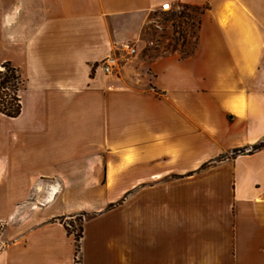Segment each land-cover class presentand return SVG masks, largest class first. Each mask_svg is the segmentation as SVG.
Here are the masks:
<instances>
[{"label":"crops","instance_id":"crops-1","mask_svg":"<svg viewBox=\"0 0 264 264\" xmlns=\"http://www.w3.org/2000/svg\"><path fill=\"white\" fill-rule=\"evenodd\" d=\"M164 2L206 6L192 54L120 53L115 73L93 69ZM4 5L0 63L18 68L24 91L61 100L51 118L20 119L21 94L18 116L0 114V221L19 223L6 230L0 264H264V144L251 150L264 143V0ZM94 150L117 160L103 184L88 177ZM35 174L65 175L63 192L14 215ZM81 210L76 252L64 222Z\"/></svg>","mask_w":264,"mask_h":264},{"label":"rangeland","instance_id":"rangeland-1","mask_svg":"<svg viewBox=\"0 0 264 264\" xmlns=\"http://www.w3.org/2000/svg\"><path fill=\"white\" fill-rule=\"evenodd\" d=\"M12 1L13 0H7V4L12 3ZM5 2L6 0H0V60L5 58V45L3 40V17L5 13ZM205 7L206 6L198 7L178 3L171 5V10L152 13L148 18L149 21L146 22L140 29L137 37L132 38V40L128 39L129 41L125 42L133 45L136 48V51L133 54L129 55L128 51L122 47L120 50L114 47V51L109 55L113 58L112 70L109 73H115L120 68V65L124 63L123 58L120 59V53L126 57V59L134 58V55L138 54V57L143 58L145 61H149L167 53H178L181 56H189L192 54L197 42L200 14ZM99 64L100 62L94 64L93 69H96V66ZM0 70H3L2 63H0ZM6 86H8L9 89L3 90L2 94L5 92L11 93V84L7 83ZM24 89L25 87H22L19 90V94H21V97L24 100V113L20 119H28L31 117L38 120L43 118H51L52 102L61 99L53 94H32L30 92L24 91ZM4 119L5 117L0 115V156L2 157L4 155L2 153L6 152V141L4 136V127L6 123L3 122ZM74 127V131L79 129V127H76L75 125ZM19 144L20 147H24V144ZM247 151V148L235 149L230 153V156H235L236 154ZM91 160L94 172L89 174L88 177L95 183L100 182L103 184L105 182L106 163H108V165L117 164V160L105 153H99L96 150L92 152ZM31 176L29 177L28 188L25 190L24 196L19 197L18 199L14 197V202L16 201L12 206L14 215L27 216L30 213L41 211V209L49 203H46L45 199L48 195L51 185L54 183H57L59 186L55 196L63 192L65 179L62 178L66 177L65 175L35 174L33 177ZM0 177L1 179L4 178L5 174L0 173ZM14 193H16V191ZM131 193V189L124 192L119 197L118 201L110 204L109 207H114L118 204H121L124 200L131 198ZM0 194V196L4 195L2 187H0ZM60 202L61 200L59 199L55 205L60 204ZM1 210L2 206H0V212ZM85 216H87V212L85 210H81L76 212L71 217L65 218V223H68V229L73 234L77 235L80 233L79 229L82 227ZM16 219L17 218H14L15 221L13 224L10 221H0V247L7 239L6 230H11L12 225L19 224L16 223Z\"/></svg>","mask_w":264,"mask_h":264},{"label":"trees","instance_id":"trees-1","mask_svg":"<svg viewBox=\"0 0 264 264\" xmlns=\"http://www.w3.org/2000/svg\"><path fill=\"white\" fill-rule=\"evenodd\" d=\"M203 12V10H202ZM201 12V13H202ZM3 70H0V114L7 116V117H16L19 115L21 110V103H20V96L19 90L24 85V79L21 76L18 68L13 66L10 61H4L2 63ZM11 84V93H4L2 94L3 90L9 89L6 84ZM263 146V143H259L258 145H254L252 150L259 149ZM65 224L66 230L68 234H73L68 229V223ZM80 233L77 235L73 234L74 241H75V249L76 252L79 249V240L82 237L83 228L80 227Z\"/></svg>","mask_w":264,"mask_h":264},{"label":"built area","instance_id":"built-area-1","mask_svg":"<svg viewBox=\"0 0 264 264\" xmlns=\"http://www.w3.org/2000/svg\"><path fill=\"white\" fill-rule=\"evenodd\" d=\"M160 9L162 11L171 10V4L169 2H164L161 4ZM121 47L123 49H126L129 55L133 54L136 51V48L133 45H130L129 43H123ZM112 66L113 58L109 56L100 61V64L96 66V69L101 68L104 73H109L112 70Z\"/></svg>","mask_w":264,"mask_h":264},{"label":"bare ground","instance_id":"bare-ground-1","mask_svg":"<svg viewBox=\"0 0 264 264\" xmlns=\"http://www.w3.org/2000/svg\"><path fill=\"white\" fill-rule=\"evenodd\" d=\"M56 192H57L56 187L52 186L51 189L49 190V195L47 196V201H49ZM33 207H35V206H33Z\"/></svg>","mask_w":264,"mask_h":264}]
</instances>
